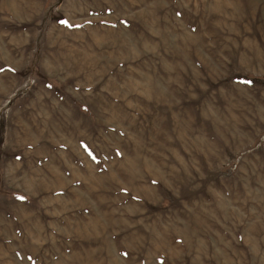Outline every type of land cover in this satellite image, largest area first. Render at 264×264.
<instances>
[{
	"label": "rangeland",
	"instance_id": "rangeland-1",
	"mask_svg": "<svg viewBox=\"0 0 264 264\" xmlns=\"http://www.w3.org/2000/svg\"><path fill=\"white\" fill-rule=\"evenodd\" d=\"M0 264H264V0H0Z\"/></svg>",
	"mask_w": 264,
	"mask_h": 264
}]
</instances>
